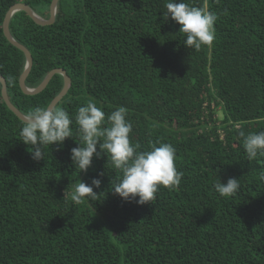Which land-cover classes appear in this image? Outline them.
I'll use <instances>...</instances> for the list:
<instances>
[{
	"label": "trees",
	"instance_id": "trees-1",
	"mask_svg": "<svg viewBox=\"0 0 264 264\" xmlns=\"http://www.w3.org/2000/svg\"><path fill=\"white\" fill-rule=\"evenodd\" d=\"M51 1L0 0V76L25 116L47 108L63 78L23 94L25 57L2 23L18 2L48 19ZM166 2L59 0L45 26L24 12L12 16L9 32L32 58L26 87L62 69L70 86L55 107L73 123L71 138L44 146V159L34 161L19 140L22 121L0 94V264H264V154L249 161L240 135L264 131V0H185L218 16L213 43L199 51L184 46L178 24L162 20ZM90 99L105 117L128 109L138 150L173 145L180 185L138 205L112 193L120 173L106 156L79 172L70 160L81 143L74 117ZM98 173L97 196L72 201L79 180L91 184ZM217 177L239 178L237 194L216 193Z\"/></svg>",
	"mask_w": 264,
	"mask_h": 264
},
{
	"label": "clouds",
	"instance_id": "clouds-1",
	"mask_svg": "<svg viewBox=\"0 0 264 264\" xmlns=\"http://www.w3.org/2000/svg\"><path fill=\"white\" fill-rule=\"evenodd\" d=\"M164 7L166 10L162 12V20L166 22L171 19L179 25L178 32L184 36L185 47L199 51L202 46L213 43L214 24L218 16L207 5L198 7L185 0H167ZM127 113L126 107L119 106L105 117L104 111L91 99L80 106L74 120L81 143L70 149V160L79 172H86L94 157L99 159L102 155L106 156L120 173L111 182L112 193L125 202L150 204L160 187L179 186L183 173L177 171L173 145L157 141L150 150L140 151L138 144L131 143L129 134L132 124L126 119ZM72 123L68 112L61 107L37 106L27 112L19 131V140L30 146L31 158L38 162L44 159V146L49 147L54 143L62 146L66 138L72 137ZM240 135L244 137L243 148L249 161L258 154H264V131L247 136L241 132ZM103 175L98 173L91 184L79 180L70 194L71 200L78 204L86 198H95L97 194L93 189L100 187L98 177ZM260 179L264 181V173H261ZM213 188L221 197H234L239 191L240 179L230 177L226 182H221L217 177Z\"/></svg>",
	"mask_w": 264,
	"mask_h": 264
},
{
	"label": "water",
	"instance_id": "water-1",
	"mask_svg": "<svg viewBox=\"0 0 264 264\" xmlns=\"http://www.w3.org/2000/svg\"><path fill=\"white\" fill-rule=\"evenodd\" d=\"M58 1L59 0H52L51 1L50 5H49V17H48V19L41 18L35 12H33L32 9L28 5H26L22 2H18L16 4L12 5L7 10L5 17H4V20H3V23H2V32H3L5 39L12 46H14L18 50H20L25 57V65H24L23 71L20 74L19 79H18V85H19V88L23 94L28 95V96H33V95L39 94L40 92H42L44 90V88L47 86L48 82L50 81V79L54 75L57 74V75L62 76V78H63L62 88L59 91V93L51 100L50 104L47 107L56 106V104L67 93L69 86H70V79L62 69H53L46 74V76L43 78V80L40 82V84L37 87H35L33 89L26 87L25 80H26V78L30 72V69H31L32 58H31L29 51L23 45H21L20 43L15 41L13 39V37L11 36V34L9 32V22L15 13L24 12L36 25L45 26V25L52 24L55 20L56 8H57ZM0 85H1L0 94H1L2 101L5 103L7 108L20 121L23 122L25 120L26 116L23 115L22 113H20L9 101L7 91H6V82L3 79V77H1V76H0Z\"/></svg>",
	"mask_w": 264,
	"mask_h": 264
},
{
	"label": "rangeland",
	"instance_id": "rangeland-1",
	"mask_svg": "<svg viewBox=\"0 0 264 264\" xmlns=\"http://www.w3.org/2000/svg\"><path fill=\"white\" fill-rule=\"evenodd\" d=\"M214 117H216L218 119V121H221L222 118H223V115H222V112L217 110L215 113H214ZM222 137V135H221Z\"/></svg>",
	"mask_w": 264,
	"mask_h": 264
}]
</instances>
